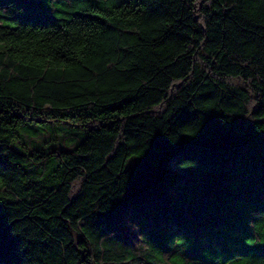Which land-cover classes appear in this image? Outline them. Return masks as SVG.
<instances>
[{
	"label": "trees",
	"instance_id": "16d2710c",
	"mask_svg": "<svg viewBox=\"0 0 264 264\" xmlns=\"http://www.w3.org/2000/svg\"><path fill=\"white\" fill-rule=\"evenodd\" d=\"M261 117L264 0H0V264H264Z\"/></svg>",
	"mask_w": 264,
	"mask_h": 264
},
{
	"label": "rangeland",
	"instance_id": "374dc122",
	"mask_svg": "<svg viewBox=\"0 0 264 264\" xmlns=\"http://www.w3.org/2000/svg\"><path fill=\"white\" fill-rule=\"evenodd\" d=\"M61 135H59L58 132L52 133V132H45L44 129L40 130L42 133L39 134L38 137L34 138H29L26 135H24L20 140H19V145L23 146L26 150L31 149V148H50L57 144L58 142H61L60 140L66 141L68 145L75 144L77 141L78 136L81 135L82 131L80 128H77L75 130V133L72 135L73 129L75 127H69L67 125H61ZM56 128V126L54 127ZM74 132V131H73ZM61 136V138H59Z\"/></svg>",
	"mask_w": 264,
	"mask_h": 264
},
{
	"label": "snow or ice",
	"instance_id": "6c2138e0",
	"mask_svg": "<svg viewBox=\"0 0 264 264\" xmlns=\"http://www.w3.org/2000/svg\"><path fill=\"white\" fill-rule=\"evenodd\" d=\"M32 6H39L40 0H30ZM71 71V69H69ZM264 119V117H261ZM254 132V131H253ZM260 136H264V128L259 129ZM11 242L10 236H8L2 229H0V250H3L6 244Z\"/></svg>",
	"mask_w": 264,
	"mask_h": 264
}]
</instances>
